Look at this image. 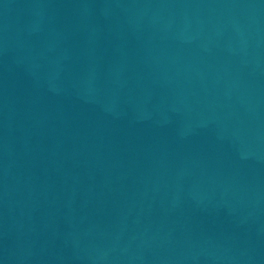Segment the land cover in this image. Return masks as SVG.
Here are the masks:
<instances>
[{
    "label": "water",
    "instance_id": "1",
    "mask_svg": "<svg viewBox=\"0 0 264 264\" xmlns=\"http://www.w3.org/2000/svg\"><path fill=\"white\" fill-rule=\"evenodd\" d=\"M0 264H264V0H0Z\"/></svg>",
    "mask_w": 264,
    "mask_h": 264
}]
</instances>
